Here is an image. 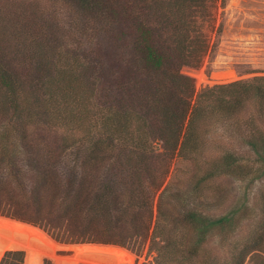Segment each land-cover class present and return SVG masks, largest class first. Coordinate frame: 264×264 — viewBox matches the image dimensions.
<instances>
[{
    "label": "rangeland",
    "instance_id": "1",
    "mask_svg": "<svg viewBox=\"0 0 264 264\" xmlns=\"http://www.w3.org/2000/svg\"><path fill=\"white\" fill-rule=\"evenodd\" d=\"M205 7L204 16L196 15V34L201 35L206 44L200 67L180 69L182 75L192 79L194 97L204 88L264 78V0H208ZM75 8L67 0H0V59L15 68L20 84L27 87L23 90H27L34 77L40 75L43 65L48 70L74 77L84 69L89 73V86L86 88H91V74L97 77V72L99 76L97 98V94L86 90L85 84L81 86L82 105L87 107L82 119L78 116L70 121L67 118L69 111L66 109L62 114L64 110H59L54 103L50 104L47 96L45 102L33 104L32 118L23 129L24 138H21L12 131V127L21 122L24 114L12 109H7L5 113L0 111V146L8 145L10 151L13 149L0 164V186L3 189L14 190L13 171L23 175L20 180L27 185L36 180L38 171L43 168H51L52 172H47L52 173L50 179L56 177L55 181L81 174L87 180H99L104 173V166H97L99 169L95 170L90 168L84 162L89 154L86 155L85 150L76 154V149H90L96 144L98 155L103 156V148L110 136L114 137L113 129L106 124L110 113L101 104L107 101L112 105L122 92V97L125 96L124 91L130 83L123 79L122 89L116 79L125 72L121 69L125 62L121 65L109 58L110 62L100 69L94 65V58L109 49L111 34L119 36L125 28L114 29L110 19H98L93 13L87 14L81 8ZM42 41L45 42L42 46L47 49L39 55L35 50ZM123 43L127 48V37L123 42L116 41L114 44L122 46ZM41 77L45 81L49 79ZM25 93L28 92H21ZM71 112L74 109L71 108ZM251 112L249 107H245L237 120L210 115L195 122L194 127L199 133L195 154L185 157L176 153L171 155L161 143L155 141L151 144V162L156 180L160 183L155 202L160 199L168 204L172 214H177L183 206L198 209L210 219L223 215H231L232 218L231 226L208 235L196 259L187 262L174 258L173 262L164 264H264V164L257 160L244 142L254 131L248 121ZM255 128L264 132V123H257ZM122 143L124 147H130L129 141L116 140L113 153H119ZM227 154L236 157L235 163L229 166V170H215L224 168L223 157ZM148 221L145 214L140 223L146 225ZM154 221L153 217L144 241L140 236L133 249L121 247L131 253L120 252L125 257L97 256L91 262L90 254L78 252L72 255L74 251L58 250L42 235L48 244L33 233H27L34 243L26 248L31 258H41L39 264H97V258L99 264H157L150 237ZM44 232L61 246L76 245L59 242L50 233ZM15 233L20 231L0 225V240H16ZM12 242L8 240V244L0 248V261L6 251L13 249L12 245H16L14 250L25 249ZM22 254V264H26Z\"/></svg>",
    "mask_w": 264,
    "mask_h": 264
},
{
    "label": "trees",
    "instance_id": "2",
    "mask_svg": "<svg viewBox=\"0 0 264 264\" xmlns=\"http://www.w3.org/2000/svg\"><path fill=\"white\" fill-rule=\"evenodd\" d=\"M67 1L77 7L75 9L93 13L98 19H110L109 23L114 29L125 28L119 32V36L111 34L109 49L97 53L94 58V65L100 69L110 62L109 58L121 65L125 62L121 67L125 72L116 77L122 89L123 79L130 83V87L124 91L125 96L122 97L123 92L120 93L112 105L107 101L99 103L102 108H108L110 119L106 124L113 129L114 137L110 136L102 153L98 149L103 156L98 155L96 144L90 149H76V154L82 150L89 154L84 162L90 168L95 170L99 169L97 166H104V173L99 180H87L81 174L55 181L56 177L50 179L52 173L47 172H52L51 168H43L38 171L36 180L27 185L20 180L23 175L13 171L11 179L14 190L8 187L4 190L0 186V216L37 226L62 243L110 244L130 250L137 238L143 236L141 241L147 238L150 221L154 217L150 237L156 252L155 262L169 263L174 258L191 262L199 256L208 235L232 225L231 215L210 219L198 209L183 206L177 214H172L168 204L160 199L155 202L160 183L154 175L150 146L157 141L171 155L176 153L185 157L195 154L199 145L195 122L210 115L237 120L242 110L249 107L252 112L248 121L255 132H251L244 142L257 160L264 164V132L255 128L257 123H264V78L204 88L194 97L193 81L182 75L180 69L200 67L206 44L201 40V35L196 34V15L204 16L205 2L208 0ZM126 37L127 48L124 43L122 46L114 44L116 41L123 42ZM44 43L42 41L35 50L39 55L47 49L42 46ZM39 73L30 82L29 88L23 90L27 87L20 84L15 68L7 66L0 59V111L5 113L7 109H12L24 114L21 122L12 127V131L21 138H24L23 129L32 118L33 104L45 102L47 96L50 104L54 103L59 110H64L62 114L66 109L69 111L67 118L70 121L78 116L82 119L87 110L82 105L84 97L80 95V90L82 84H85V88L89 86L88 72L83 69L74 77L48 70L43 65ZM95 74L97 77L91 74L92 89L86 88L91 94L98 93L99 76L97 72ZM41 75L49 79L45 81ZM22 91L28 93L21 94ZM193 97L194 103L191 104ZM71 108L74 109L73 113ZM116 140L129 141L130 147H124L122 143L123 148L121 146L119 153H113ZM12 151L8 145L0 146L1 165ZM235 161V156L227 154L223 157L224 168L215 170H229ZM145 214L149 221L142 225L140 220ZM0 223L29 230L6 221ZM37 233L58 250L105 249L130 253L120 248L95 245L61 246L46 235ZM92 257L90 254L91 262ZM22 259V252L10 251L4 254L0 264H22Z\"/></svg>",
    "mask_w": 264,
    "mask_h": 264
},
{
    "label": "water",
    "instance_id": "3",
    "mask_svg": "<svg viewBox=\"0 0 264 264\" xmlns=\"http://www.w3.org/2000/svg\"><path fill=\"white\" fill-rule=\"evenodd\" d=\"M216 81H225V80H216ZM0 221H6L7 223H13V224H17L19 225L20 227H27L30 231L32 230H36L37 232H40L44 235H46L49 239H51L41 228L37 227V226H34L32 224H29V223H26V222H22L20 220H16V219H12V218H9V217H5V216H0ZM22 232L16 234L15 235L18 237V239H14L12 240L11 238H7V239H4V240H0V248L3 247L4 245H6L8 243V240H11L12 241H15L17 243L20 244L21 248H25L27 249L26 247L31 245V237L27 234V232H23V230H21ZM14 235V234H13ZM12 237H15L13 236ZM10 237V236H9ZM52 240V239H51ZM33 241V240H32ZM55 242V241H54ZM34 243V242H33ZM32 243V244H33ZM57 243V242H56ZM13 244V242H12ZM11 244V245H12ZM58 244V243H57ZM60 245V244H58ZM76 245H95V246H99V247H102V248H120V249H123L121 248L120 246H116V245H110V244H76ZM16 246V245H15ZM14 245H12L13 249L10 250V251H20V252H23L24 253V256H25V261H26V264L28 263L27 262V255H26V251L25 250H14V248H16ZM6 252H9V251H6ZM5 252V253H6ZM4 255V254H3ZM42 261V260H41Z\"/></svg>",
    "mask_w": 264,
    "mask_h": 264
},
{
    "label": "bare ground",
    "instance_id": "4",
    "mask_svg": "<svg viewBox=\"0 0 264 264\" xmlns=\"http://www.w3.org/2000/svg\"><path fill=\"white\" fill-rule=\"evenodd\" d=\"M0 225H2L4 227H10L11 229H14V230L20 231V232H22L21 230H23V232H27L29 234L33 233V234H35L34 236L37 235L36 237H38L40 240H42V241H44V242L47 243V241L39 233H37V232L30 231V230L23 229V228H17V227H13V226H8V225L2 224V223H0ZM33 234H31V235H33ZM24 250L25 251L27 250L26 251V255H27L26 257H27V262H28L27 264H39V263H41V258H39V259H37V258L33 259V258H31V255L29 253V250L28 249H24ZM78 252H85V253H88V254L93 255L94 257H97V256L102 257V256H107V255H113V256H115V255H121L122 257H125L120 252L110 251V250H105V249H79V250H75L72 253V255H74L75 253H78ZM94 257H92V258H94ZM97 264H99L98 258H97Z\"/></svg>",
    "mask_w": 264,
    "mask_h": 264
}]
</instances>
